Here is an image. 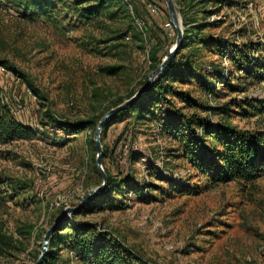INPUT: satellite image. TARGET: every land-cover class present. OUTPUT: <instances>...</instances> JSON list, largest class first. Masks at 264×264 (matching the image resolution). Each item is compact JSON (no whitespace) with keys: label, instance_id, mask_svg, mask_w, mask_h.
I'll list each match as a JSON object with an SVG mask.
<instances>
[{"label":"rangeland","instance_id":"rangeland-1","mask_svg":"<svg viewBox=\"0 0 264 264\" xmlns=\"http://www.w3.org/2000/svg\"><path fill=\"white\" fill-rule=\"evenodd\" d=\"M175 2L183 30L179 3L207 26L184 52L194 54L195 77L173 83L191 102L171 93L174 109L264 131V0ZM176 40L165 0H0V93L35 133L0 144V264H33L46 229L100 185L96 126L72 132L71 124L126 100L151 72L153 54L163 60ZM155 112L108 127L103 166L127 182L69 219L131 250L133 264H264V171L252 183L209 186L192 155L216 143L201 128L189 146L191 134L168 133ZM128 123L132 141L117 145ZM58 255L59 264H90L68 247Z\"/></svg>","mask_w":264,"mask_h":264},{"label":"trees","instance_id":"trees-1","mask_svg":"<svg viewBox=\"0 0 264 264\" xmlns=\"http://www.w3.org/2000/svg\"><path fill=\"white\" fill-rule=\"evenodd\" d=\"M177 2H180V0H177ZM179 6L180 9H183L181 12L183 13V20L185 22L184 42L182 47L166 71L148 87L146 92L107 122L102 130V143L104 142L103 135L111 124L132 117H134L136 121L147 118L149 119L156 115L155 111L158 109L163 112L162 124L168 133L185 131L186 133L191 134V137L188 139L189 146H194L196 144L195 140H197V133L201 128L203 129L201 131L203 138L208 137L211 146L216 143L215 147L209 149L208 152H205L204 150L202 155H195V152L194 155H192L193 160L199 163L202 169L206 172V181L209 186L229 181L252 183L264 171V131L255 129H237L230 126L222 128L219 125L211 124L201 116L197 118L193 115L185 116L181 113V108H178L177 110L174 109L176 106L174 101L167 97L169 94L173 93L180 96L187 104L191 102L190 97L184 94V92H176L174 90L173 83H187L190 79L195 77L196 67L192 56L194 54L190 53L187 55V53L184 52L195 45V43L201 42L197 40L195 31L199 29L203 30L204 27L207 26L204 25L207 21L199 23L187 18L190 16L189 12L186 11L180 3ZM88 14L92 15L94 12L88 11ZM220 47H222V45ZM156 49L157 48L155 47V50ZM152 58L153 70L162 62V59H158L154 54ZM257 67L258 70L264 71V63H258ZM12 70L16 74H21L16 68L12 67ZM21 76L25 77L23 74ZM147 77L143 80L142 85L145 83ZM204 86L208 90H214V86L211 87L209 80L204 81ZM138 90L130 93L127 99L134 95ZM122 102L123 101L120 103ZM166 105H170L173 109L164 107ZM103 116H92L87 119H81L76 124H71L72 132H78L87 126L97 127ZM131 129L132 125L131 123H128L124 129V133L118 137L117 145H119L120 141L124 139L127 141V146H129L133 136L132 133H125V131ZM34 136L35 133L33 130L17 119L11 106L5 101L0 93V144L20 139H31ZM92 142L95 144L93 138ZM106 148L103 159L109 156L108 149ZM133 156L134 152L131 151L129 154V160L132 161L134 159ZM105 171L109 176L108 186L102 193L93 198V202L100 197L110 195L116 187L122 188L127 182V179L123 178L118 180L106 165ZM100 178L102 180L99 184L103 181L101 173ZM81 212L82 211L75 212L73 217ZM3 243V237L0 236V251L2 250ZM63 247H68L71 251L79 254L90 264H133V253L131 250L126 251L121 244H113L104 232L96 231L93 224L85 221H75L67 218L59 225L58 229L53 233L50 239L49 252L43 264H59L58 250Z\"/></svg>","mask_w":264,"mask_h":264},{"label":"water","instance_id":"water-1","mask_svg":"<svg viewBox=\"0 0 264 264\" xmlns=\"http://www.w3.org/2000/svg\"><path fill=\"white\" fill-rule=\"evenodd\" d=\"M168 12L170 16V20L175 27L177 31V40L174 46L170 49L168 54L163 58L162 62L153 69L145 83L139 88V90L132 95L130 98L124 100L122 103L116 105L115 107L111 108L109 111H107L102 119L99 121L95 133H94V142L97 149L96 154V165L99 171L102 174L103 181L102 183L91 189L89 192L85 193L81 200L76 205H69L64 208V210L61 212V214L58 216L56 221L47 229L42 242L41 252L37 260L33 264H43L48 252H49V244L50 239L53 235V233L58 229L59 225L67 218H69L73 213L81 211L84 207L87 206L88 203L91 202V200L95 197H97L100 193H102L109 183V176L107 172L105 171V168L103 166V155H104V149L103 144L101 140L102 130L107 124V122L118 112L126 109L130 104H132L134 101L139 99L148 89V87L156 80L158 79L169 67L172 60L177 55L178 51L183 45L184 42V30L181 23V17L179 12V7L177 6L175 0H165Z\"/></svg>","mask_w":264,"mask_h":264},{"label":"built area","instance_id":"built-area-1","mask_svg":"<svg viewBox=\"0 0 264 264\" xmlns=\"http://www.w3.org/2000/svg\"><path fill=\"white\" fill-rule=\"evenodd\" d=\"M67 206H69V205H67ZM67 206H66V207H67Z\"/></svg>","mask_w":264,"mask_h":264}]
</instances>
